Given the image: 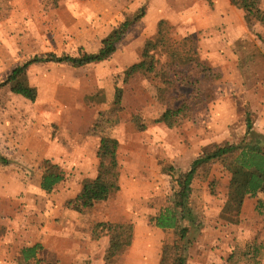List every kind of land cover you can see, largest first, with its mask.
Here are the masks:
<instances>
[{"label": "rangeland", "instance_id": "obj_1", "mask_svg": "<svg viewBox=\"0 0 264 264\" xmlns=\"http://www.w3.org/2000/svg\"><path fill=\"white\" fill-rule=\"evenodd\" d=\"M142 10L144 19L109 61L81 68L32 65L27 77L38 91L35 103L10 87L0 91V115L11 123L16 142L24 138L36 149L41 140L51 147L38 158L37 170H22L31 182L39 170L43 173L49 153L65 172L66 188L77 193L83 179L95 177L96 151L105 138L120 144L122 176L107 203L80 212L74 202L0 200V264H23L21 250L37 243L44 246V263L61 264L62 248L71 243L52 232L65 208L86 234L80 243L84 256L75 264H99L121 224L133 225L136 247L111 264H160L164 247L178 237L150 220L172 196L173 177L188 172L206 150L239 144L247 133V115L264 135V25L256 20L264 0L240 7L230 0H0V82L35 57L97 54L114 29ZM161 21V36L193 62L170 66L160 48L152 72L127 75L145 60L147 44L161 39ZM14 159L17 173L25 158ZM4 169L0 165L1 175ZM210 171H201L193 186L196 227L183 223L191 229L187 264H264V217L256 212L264 194L247 199L241 223L232 226L222 219L230 176L220 165ZM132 178L137 183L129 182ZM41 225L50 235L39 237Z\"/></svg>", "mask_w": 264, "mask_h": 264}, {"label": "trees", "instance_id": "obj_2", "mask_svg": "<svg viewBox=\"0 0 264 264\" xmlns=\"http://www.w3.org/2000/svg\"><path fill=\"white\" fill-rule=\"evenodd\" d=\"M249 0H230L231 4L240 7ZM145 17V11L126 19L120 26L103 40L102 48L97 54L84 58L58 57L49 54L43 58L35 57L25 64L17 67L4 81L0 82V91L10 87L13 94L23 97L31 102L38 99V91L31 87L28 82L27 73L32 65L39 63L71 64L81 68L92 64L107 62L117 53L120 44ZM256 20L264 25V12L259 11ZM165 22L159 24V35H162V27ZM167 51L170 66L176 61H184L190 65L187 55L181 54L178 48L169 44L161 36L156 42H149L145 50V60L130 68L127 75L138 72H152L155 69V53L158 49ZM153 52V54H152ZM193 62V61H192ZM184 105H187L186 103ZM247 133L239 144H227L206 150L201 157L195 160L186 173H180L173 177V194L167 200L166 205L153 217L151 224L163 231H173L178 237L173 245L164 247L160 264H187L185 251L191 229L184 226L187 222L191 227H196V216L191 207L194 183L197 181L201 171L209 174L211 168L220 165L230 176L228 186V197L222 212V219L229 224L239 225L244 203L247 199H258L264 194V135L255 131L254 122L250 115L246 119ZM118 141L105 138L101 141L97 157L99 159V170L94 180H87L79 196L74 201L76 211H85L96 203L107 202L112 193L120 189V164H119ZM10 160L0 152V164L9 166ZM43 177L41 189L50 194L55 188L66 180L63 170L52 163L51 160L43 161ZM174 172L175 170L172 169ZM256 212L264 217V200H257ZM134 228L132 224H121L116 237L110 241L105 261L111 264L120 254L131 248L134 241ZM187 242V244H186ZM44 246L35 244L21 250L20 260L23 264H50L44 263L40 253ZM257 248L253 251L257 252Z\"/></svg>", "mask_w": 264, "mask_h": 264}, {"label": "crops", "instance_id": "obj_3", "mask_svg": "<svg viewBox=\"0 0 264 264\" xmlns=\"http://www.w3.org/2000/svg\"><path fill=\"white\" fill-rule=\"evenodd\" d=\"M224 16H227V15L225 14ZM204 52L207 56H209L210 59H212V60L215 59V57L213 56V53L208 52L207 50H204ZM5 120H6V118L1 114L0 115V152L5 157H7L11 162L9 166H5L4 173L1 171L2 174H4V175H1V173H0V175H1L0 177L3 179V180H0V200H2L3 202L5 200H15V203L17 201L19 203V205H21L20 204L21 202L22 203L24 202L23 200H60L63 202V204H65L66 202H69V203L74 202L76 200V198L79 196V194L81 193L84 182L87 180H94L97 177V173L99 170L98 169L99 168V159L97 157L98 150L96 151V159L98 161L96 175L94 178L83 179L81 182V185L80 186L77 185L78 186L77 193L70 192L68 190V187L66 188L65 181L62 182L61 184H59L52 193L48 194V193L44 192L41 189V181H42V177H43L44 172L42 173L39 170V173H37V175H36L37 180L31 182L30 180H31L32 176H26V174H24V172H22V170L24 169V167L26 169H28V168L32 169V168H35V166H36V170H37L38 169V161H39L38 158H42L44 155L46 157L48 150L51 151V147L46 146L44 144V142L41 140L39 141V143H41L42 146H40L39 148H36V149L32 146V144L29 140L28 141L30 143L27 142L24 138H22L21 140L16 142V140L13 138L15 135L12 132H10V130L12 128L11 123L8 120L6 122ZM43 144H44L45 148H42V147H44ZM14 157L18 158V161H21V159H19V158H25V160L22 161L23 165L20 168L21 173L18 172L17 170H16L17 173H13V169L17 168V165H15V163H17V162H15L16 160L14 159ZM48 158H51V157H49V153H48ZM48 158H46L45 160H50ZM45 160H43V161H45ZM52 163H53V161H52ZM42 165H43V163H42ZM18 166H19V164H18ZM190 168H191V166H190ZM187 171H189V170H187ZM63 172H64V170H63ZM27 174H29V172ZM120 178L122 179V176ZM135 181L137 183V179L132 178L131 181H129V182L134 183ZM14 189H15V191L18 190L17 193H19V194H17V196L14 192ZM58 190H59V192H57ZM22 192L24 193V195H22ZM102 203H107V202H102ZM247 203H248V200L245 201L244 206ZM98 204L99 203H96V204H94V206H97ZM112 205H115V204H112ZM117 206H120V205H117ZM121 206L124 207L125 205L122 204ZM244 206H243V210H244ZM105 207H107L108 209L109 208L111 209V207H109L108 204ZM25 209H26V207H23L22 210H25ZM17 210H19V209H17ZM71 212L72 211H70V209H68V208L64 209V216H62V222L57 226L56 232H52V234L59 236L60 242L65 241V242L71 243L69 246H67V248H64V247H63L64 249L62 248L63 258H61V264H75L77 261L82 260V258L84 256L83 253H85V252H83L82 244H80V243H81V239L86 234H84V232L81 233L78 231V227L80 225L79 221L76 222V220H74L75 213L71 214ZM242 214H243V211H242ZM110 216H111V214H110ZM110 216L108 217L109 220H111ZM241 218H242V215H241ZM69 219H73V220H69ZM52 226H54V224H52ZM32 228H33V226H32ZM12 234L13 233H11L10 236L7 235L6 238H4V239H6L5 241H7L9 238H11ZM43 235L44 236L50 235V233L49 232L46 233L45 228H43V226L41 225V232H39V237H42ZM37 244H39V243H37ZM135 245H136V240H134V243L130 249H134L136 247ZM27 247H29V246H27ZM99 264H107V262L105 261V256H104V258L101 259Z\"/></svg>", "mask_w": 264, "mask_h": 264}]
</instances>
